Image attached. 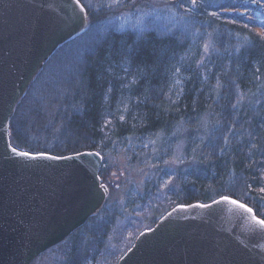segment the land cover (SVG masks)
<instances>
[{
  "label": "trees",
  "instance_id": "1",
  "mask_svg": "<svg viewBox=\"0 0 264 264\" xmlns=\"http://www.w3.org/2000/svg\"><path fill=\"white\" fill-rule=\"evenodd\" d=\"M175 3L182 26L137 31L98 23L61 45L57 69L50 67L33 97L35 84L18 104L11 142L32 153L105 156L117 139L184 129L196 142L197 162L163 214L180 203L229 195L264 219V0ZM209 38L213 49L200 62ZM96 217L71 235L78 238L66 264H87L90 253L96 258L104 248L112 219L90 230Z\"/></svg>",
  "mask_w": 264,
  "mask_h": 264
},
{
  "label": "water",
  "instance_id": "2",
  "mask_svg": "<svg viewBox=\"0 0 264 264\" xmlns=\"http://www.w3.org/2000/svg\"><path fill=\"white\" fill-rule=\"evenodd\" d=\"M84 9L76 0H0V264H32L96 215L109 195L100 152L31 159L17 153H38L10 139L11 120L34 78L85 30ZM117 264H264V230L226 202L180 203L142 230Z\"/></svg>",
  "mask_w": 264,
  "mask_h": 264
},
{
  "label": "rangeland",
  "instance_id": "3",
  "mask_svg": "<svg viewBox=\"0 0 264 264\" xmlns=\"http://www.w3.org/2000/svg\"><path fill=\"white\" fill-rule=\"evenodd\" d=\"M82 3L87 10L85 29L88 26L95 29L100 23L99 29L112 27L141 31L148 26L158 25L168 31L172 26H182L184 20L175 0H119L118 4L113 0H83ZM213 45L211 38L203 42L200 62L208 57ZM59 50L47 61L48 68H44L46 62L32 81L29 89L35 84V90L30 97L49 78L50 67L55 69L62 61L63 51ZM203 130L202 127L195 130L199 132L198 138H195L199 143ZM188 146L195 153L189 150L191 153L188 154ZM196 147V142L190 141L189 133L184 129L170 136L159 134L138 140L125 137L113 142V146L103 155L100 170L109 195L92 221L90 230L109 219L113 224L102 246L104 248L96 258H92L89 252L87 264H117L120 255L133 244L138 231L152 227L157 218L174 204L172 198L179 191L180 180L186 178L189 167L197 162ZM83 232H79V237ZM71 237L41 254L32 264H66L70 247L78 238Z\"/></svg>",
  "mask_w": 264,
  "mask_h": 264
},
{
  "label": "snow or ice",
  "instance_id": "4",
  "mask_svg": "<svg viewBox=\"0 0 264 264\" xmlns=\"http://www.w3.org/2000/svg\"><path fill=\"white\" fill-rule=\"evenodd\" d=\"M113 2L118 4L119 0H113ZM191 2H192L193 7L197 6V0H191ZM76 3L80 6V10L83 12L85 9H84L83 5H80V0H76ZM121 119H123V117H121ZM9 147L11 148L12 152L17 153L16 148L12 147L11 145H9ZM17 154L21 155V156L29 157L31 159H38V158L61 159L62 158V157H48L45 153H38V154L33 155L31 153H28V152H18ZM77 155H81V154L77 153ZM85 155H89V156L97 155V156H99V153H95V154L86 153ZM64 159H67V158H64ZM101 186L103 187V185H101ZM260 192L264 193V187L260 188ZM221 202L229 203V204L235 206L236 209L242 210L243 213L251 214V219L255 222V224L258 225L261 230H264V219L257 218V216L254 214L253 209L251 207H249L246 203H243V202L236 200V199H232L229 196H221L220 200H213V204H219ZM196 206L202 207V208L210 207V205H205V204H199ZM189 207H191V205Z\"/></svg>",
  "mask_w": 264,
  "mask_h": 264
}]
</instances>
